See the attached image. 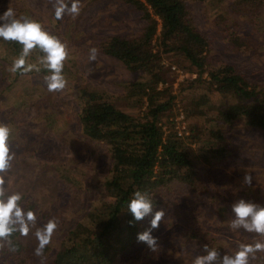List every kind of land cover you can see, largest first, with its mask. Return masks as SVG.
<instances>
[{"label":"rangeland","instance_id":"1","mask_svg":"<svg viewBox=\"0 0 264 264\" xmlns=\"http://www.w3.org/2000/svg\"><path fill=\"white\" fill-rule=\"evenodd\" d=\"M54 2L0 0V15L12 8L17 17L36 20L58 37L68 51L63 72L67 85L60 92H49L44 77L50 73L28 72L15 78L11 68L18 56L0 43V124L9 127V147L15 154L4 198L19 192L22 205L37 217L27 236L19 233V240L30 250V264H52L67 233L89 220L95 207L109 200L103 181L113 159L109 146L92 139L82 128L79 87L105 90L115 97L124 95L131 81L146 77L130 72L120 60L102 52L100 45L113 35H140L146 25L141 12L120 0H79V15L65 14L57 20ZM186 2L197 28L210 41V64H233L238 73L264 87V4L262 20L258 22L252 16L237 13L234 0ZM65 3L71 6V0ZM234 33L247 40L251 50L235 47L231 38ZM92 48L98 49L94 61L89 60ZM165 63L176 65L185 73L179 79V73L172 69L176 75L173 112L176 116L181 110L185 113L189 135L192 123L199 128L214 127L212 118L231 99L208 90L207 98H201L195 107V117L187 118L180 87L187 78L197 77L195 67L172 56ZM204 77L209 78L207 73ZM161 83L159 90L165 86ZM126 102L120 101L119 108L133 115L147 112L146 106L140 109ZM219 127L229 139L227 156L213 163L201 159L197 164L208 191L181 183L157 190L156 197L163 204L153 211L163 210L165 216L159 227L151 231L157 238L156 250L138 241L123 251L115 264H194L197 257L207 256L212 250L218 256L211 264H222L224 256H235L243 246H255L264 239V234L231 227L235 219L232 205L236 201L244 199L264 206V131L249 126L243 118ZM201 145L197 141L191 146L198 157ZM246 174L253 178L251 186L243 184ZM50 220L57 227L43 256L38 257L35 234ZM150 220L151 216L146 230L151 227ZM248 264H264V251L249 254Z\"/></svg>","mask_w":264,"mask_h":264},{"label":"trees","instance_id":"2","mask_svg":"<svg viewBox=\"0 0 264 264\" xmlns=\"http://www.w3.org/2000/svg\"><path fill=\"white\" fill-rule=\"evenodd\" d=\"M94 1L97 0H89ZM120 1L141 12L146 25L137 36H110L100 44L101 50L120 60L133 74L146 77L131 81L125 94L115 97L105 90L79 87L82 128L92 139L108 145L113 159L110 173L103 181L109 200L95 207L89 220L67 233L52 264H115L123 251L138 242V234L147 229L150 216L135 221L127 208L135 191L147 192L153 209L163 204L156 191L174 183L207 192V182L197 164L203 160L213 163L227 156L229 139L219 125L243 118L249 126L264 131V87L238 73L233 64H210V41L197 28L186 0ZM263 4L264 0H234V10L260 22ZM231 38L235 47L251 50L240 35L234 33ZM0 43L20 56L19 43L3 39ZM42 56L39 49H34L26 58L33 66L31 72L49 74L40 62ZM170 56L177 61H189L197 73L196 78H187L180 87L187 118L195 117V107L201 98H207L208 90L231 99L212 118L214 127L199 128L192 123L190 135H178L177 116L173 112L176 75L165 63ZM205 73L209 78L204 77ZM14 74L15 78L22 75ZM161 82L165 86L159 90ZM122 100L140 109L146 106L147 112L141 116L124 111L119 108ZM198 128L200 132L196 134ZM197 141L202 143L200 157L191 147ZM261 202L264 204L263 194ZM11 240L18 250L10 251L5 245L0 249V264H30V250L19 240V232ZM259 243L264 244V239Z\"/></svg>","mask_w":264,"mask_h":264},{"label":"clouds","instance_id":"3","mask_svg":"<svg viewBox=\"0 0 264 264\" xmlns=\"http://www.w3.org/2000/svg\"><path fill=\"white\" fill-rule=\"evenodd\" d=\"M55 17L57 20L63 18L65 14L79 15V0H71V6L65 0H55ZM0 39L4 41L17 42L22 46L20 56L13 61L11 71L21 72V74L31 72L33 66L28 64L26 58L34 49H39L43 56L40 62L46 67L49 75L44 77V83L49 92H60L65 89L67 81L63 75L64 62L68 58L67 46L61 40L46 31L43 26L34 19L26 16L17 17L12 8L0 15ZM98 49H90L89 60H96ZM10 129L7 125L0 124V249L8 245L10 251L18 249L13 245L11 237L19 232L22 236H27L30 226L36 223L37 217L32 210H26L22 205L23 199L19 192L7 195L6 183L7 174L12 167L14 153L9 147ZM252 176L246 174L243 184L251 186ZM128 211L135 221H141L151 216V227L139 233L138 241L146 242L153 250L157 247V238L151 235L152 229L159 227L165 216L163 210L153 211V201L147 192L137 190L133 193L127 205ZM232 211L235 219L231 222L232 228L243 227L247 231L264 234V206H258L252 202L240 199L233 203ZM132 224V221H129ZM57 225L50 220L36 232L38 246L35 254L42 257L44 249L51 242L53 233ZM255 251H264V244L245 245L235 256H224L222 264H248L249 254ZM218 256L215 250L209 251L207 256L197 257L194 264H211Z\"/></svg>","mask_w":264,"mask_h":264},{"label":"built area","instance_id":"4","mask_svg":"<svg viewBox=\"0 0 264 264\" xmlns=\"http://www.w3.org/2000/svg\"><path fill=\"white\" fill-rule=\"evenodd\" d=\"M172 69L174 71H177L179 73V79H182L185 76V73L183 72V70L181 69H177L176 65H172ZM163 83H161L162 85ZM177 131H178V135L179 136H185V135H189V130H188V126H187V121H186V116L185 113L181 110L178 115H177Z\"/></svg>","mask_w":264,"mask_h":264}]
</instances>
